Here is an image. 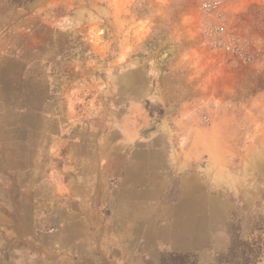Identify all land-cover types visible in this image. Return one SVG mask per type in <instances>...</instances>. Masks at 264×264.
<instances>
[{
    "label": "rangeland",
    "instance_id": "374dc122",
    "mask_svg": "<svg viewBox=\"0 0 264 264\" xmlns=\"http://www.w3.org/2000/svg\"><path fill=\"white\" fill-rule=\"evenodd\" d=\"M78 114L128 117L158 180L132 264H264V0H0V264H109L35 221L43 129Z\"/></svg>",
    "mask_w": 264,
    "mask_h": 264
},
{
    "label": "crops",
    "instance_id": "0c3cea01",
    "mask_svg": "<svg viewBox=\"0 0 264 264\" xmlns=\"http://www.w3.org/2000/svg\"><path fill=\"white\" fill-rule=\"evenodd\" d=\"M81 116L78 114L72 125L63 117L60 125L43 129L46 154L39 162L45 165L47 200L44 210L38 206L34 211L36 224L61 230L53 245L57 250L52 248L61 252L62 261L132 264L137 252L134 230L143 229V215L158 203L155 200L161 192L152 188L158 186V180L145 182L143 169H132L147 164L128 154L127 147L139 140L128 117L106 133ZM160 173L153 171L156 176Z\"/></svg>",
    "mask_w": 264,
    "mask_h": 264
}]
</instances>
